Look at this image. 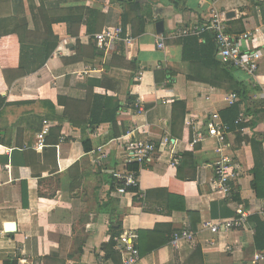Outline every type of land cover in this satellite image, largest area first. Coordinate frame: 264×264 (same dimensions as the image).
<instances>
[{"label": "crops", "instance_id": "1", "mask_svg": "<svg viewBox=\"0 0 264 264\" xmlns=\"http://www.w3.org/2000/svg\"><path fill=\"white\" fill-rule=\"evenodd\" d=\"M128 1L0 0V264L5 259L98 264L102 245L114 233L153 229L159 233L141 237L139 251L157 240L164 245L140 254L136 264H264L255 258L264 257V251L255 247L252 220L258 215L264 222V20L257 5L264 0H141L137 14L146 21L144 32L121 56L115 53L118 45L105 53L93 35L117 24L132 32L135 13L127 19L122 15ZM212 8L234 12L225 22L230 31L241 25L251 32L259 28L248 44L262 54L255 77L212 53L207 31L178 33L201 26ZM160 40L162 49L156 46ZM114 54L125 64L112 66ZM74 57L78 60H69ZM237 84L245 91L243 97L238 94L235 119L221 112L231 106L224 97L235 93ZM87 89L119 99L125 104L120 115L129 119L92 125L86 109H74L70 119L58 97L85 101ZM136 102L139 111L127 107ZM176 102L185 103L184 116L173 110ZM213 113L232 125L226 137L233 153L232 193L239 201L225 199L211 183L214 141L188 146L194 129L207 134ZM45 119L50 131L45 145L36 148ZM132 127H141L135 136L154 140L158 148L152 163L139 170L140 204L133 202L137 194H118L112 176L124 168L117 138ZM164 138L173 144H161ZM84 140L91 150L83 149ZM189 152L198 170L182 189L186 210L198 213L195 231L185 212L167 208L170 180L178 174L172 160ZM180 173L188 176L192 170L183 166ZM238 206L247 214L244 228L213 235L203 227L204 221L226 219ZM9 223L13 230L7 229ZM185 228L195 234L194 241L172 245V232Z\"/></svg>", "mask_w": 264, "mask_h": 264}, {"label": "built area", "instance_id": "2", "mask_svg": "<svg viewBox=\"0 0 264 264\" xmlns=\"http://www.w3.org/2000/svg\"><path fill=\"white\" fill-rule=\"evenodd\" d=\"M225 12H220L216 8H212L208 15V19L200 26L195 27H183L178 29V33L182 36L197 35L199 32H210L213 34V39L217 47V54L220 59L248 74L249 77H255V73L258 69L262 54L258 50H254L250 47L249 41L254 37V33H259V28L256 27L253 32L245 31L237 36L227 32ZM95 45L101 51L108 53L113 51L117 45L124 43L126 46L130 45L134 38L131 36L130 31L125 30L122 25L117 24L115 26L106 27L98 33L93 35ZM157 48L162 49L164 47L163 41L156 43ZM224 101L227 105H233L238 101V95L236 93H230L224 97ZM137 107L136 111L140 110L138 102L135 103ZM242 120L239 117L236 122ZM51 122L48 120L42 121L41 129L36 134V148H42L45 145V140L49 134ZM141 128V127H140ZM139 127H132L125 131L123 135L117 139L121 141L123 145L124 168L119 171L112 172L113 178L121 183V186H117L116 192L118 194H125L126 187L138 188V173L128 170L127 165L136 164L138 171L145 165L151 164L155 154L157 153V144L154 140L143 137L137 138L136 132L140 130ZM227 126L220 120L217 113L211 115V124L207 128V134L203 133L199 129H194L192 138L188 142L190 148L195 147L196 144L210 138L214 141V151L217 153V158L212 163L213 176L211 183L220 190L225 199H231L232 194V178L234 177L233 168V153L232 145L226 137ZM163 145H171L173 141L169 138L161 140ZM99 147L98 150H101ZM105 157V153L100 151L99 159ZM178 159L174 158L172 164L176 165ZM135 194V193H134ZM236 215L231 218L216 220V221H204L203 227L207 229L211 234L216 235L220 231L229 232L232 230H239L247 224V214L242 211L240 206L236 209ZM195 234L189 229H180L173 231L170 236V242L172 245L180 240L193 242ZM109 240L112 241V249L119 259L120 264H136L140 260V253L138 249V233L134 230H125L119 234L111 236ZM209 244L214 245L215 241L209 239ZM230 250V247H227ZM262 255L256 254V259H262ZM20 264H26L25 259L19 260ZM98 264H113L110 260L104 257V252L100 253L98 258Z\"/></svg>", "mask_w": 264, "mask_h": 264}, {"label": "trees", "instance_id": "3", "mask_svg": "<svg viewBox=\"0 0 264 264\" xmlns=\"http://www.w3.org/2000/svg\"><path fill=\"white\" fill-rule=\"evenodd\" d=\"M142 1L141 0H130L127 2V7L125 8V4H124V10H123V18L127 19L128 18V14L130 12L135 13V16L133 17L132 21H131V27H132V32H130L131 36L133 38L141 35L144 32V26H145V19L143 16H140V14L138 15L137 13L140 11V7H141ZM259 6V14L261 15V17L264 20V1L263 2H258L257 4ZM127 21V20H126ZM237 24L241 25V21H238ZM228 33L233 34L235 36L245 32L246 30L244 29V27L238 26V28L234 30H228L226 29ZM209 33V39H207V43L208 46H210L209 50L216 54L217 52V47L216 44L214 42L213 39V34ZM126 45L124 43H120L117 46V51L115 53H119L120 56L126 52L125 49ZM124 58L123 57H118V55H113L112 60H111V64L112 66H119L124 65L125 62L123 61ZM70 61H76L78 60V57H74L72 59H69ZM127 66H131L133 67V69H136V66L134 64V62L128 63L126 62ZM229 65V64H228ZM229 67H233L231 65H229ZM234 68V67H233ZM244 91L245 89L242 86H239L237 84V90H236V94H242V97L244 95ZM4 103V99L1 97L0 95V107L3 105ZM58 104L63 106V108L65 109V114H69L71 115V112L74 111V109H86V114L89 115V123L92 125H99L102 123H110V122H116L118 120H127L129 119L130 116H121L120 115V110L123 109L125 107V104H123L119 99H117L116 97H103V96H98L95 95L91 92V89H87V98L85 101H78V100H74V99H69L66 97H58ZM238 104L234 103L233 105H231L230 107H228L227 109L223 110L221 112L222 115L225 114H233V116L236 119V116L238 115ZM128 108H131L132 110H137V107L135 106V103H131L129 105H127ZM173 110L175 109H180L181 111V116H184L185 114V103L184 102H176L173 104ZM68 115V116H69ZM69 118L71 119V117L69 116ZM236 122V121H235ZM237 123V122H236ZM226 126L228 127V129L230 130L232 128V125L226 121ZM59 128H56V133L55 135L58 137L59 136ZM82 146L83 149L85 151H89L91 150V145L89 143L88 140H84L82 141ZM177 170H178V174L177 177L172 178L170 180V184H169V193H168V201H167V208L169 210H176V211H183L187 214L188 219H189V224L190 227L193 231H195V225L196 223L199 221V217H198V213L196 212H192V211H188L185 208V204H184V196H183V183L185 180H191V179H195L196 177V172L198 170L197 168V162L193 156V152H189V153H182L180 155V157H178V163H177ZM183 166H189L192 170V174L188 175V176H183L181 175L180 171H181V167ZM127 169L128 170H132L136 173H138L139 175V171H138V166L136 164H131V165H127ZM259 171H257V169H254L253 174H254V179L257 176V173ZM264 183V182H263ZM115 186H121V183L116 181ZM253 188L256 191L257 195H258V186H257V179H255L253 181ZM261 186V183H260ZM125 190L127 192H131V193H135L137 195L133 196V202L136 204H140V199H139V188H135V187H126ZM231 200L234 201H239V196L236 195L235 193H232L231 196ZM236 213H232V214H228L229 217H233L235 216ZM193 217H196L195 219H193ZM229 217H225V218H229ZM251 218V217H250ZM249 218V219H250ZM248 219V218H247ZM252 220L255 221L256 225L254 226V243H255V247L256 249H258L259 251H264V222L260 219V217L258 215H254L252 216ZM138 241L141 237L146 236V235H151V234H158V229H153L151 231H138ZM117 233H114L111 236H114ZM167 240H169L167 238ZM112 241L109 240L108 243L103 244L102 245V250L104 251V257L108 260H110L113 264H120L119 263V259L116 256L115 252L112 249ZM164 245V240H157L156 242L153 243V245H151L152 247L149 250L146 251H139L140 254H145V252L150 251L152 248H160L161 246ZM139 249V247H138ZM264 259V257H262ZM261 259V260H263ZM3 264H20L19 261L17 259H5L3 260Z\"/></svg>", "mask_w": 264, "mask_h": 264}, {"label": "water", "instance_id": "4", "mask_svg": "<svg viewBox=\"0 0 264 264\" xmlns=\"http://www.w3.org/2000/svg\"><path fill=\"white\" fill-rule=\"evenodd\" d=\"M232 17H234V12H233V11H229V12H226V13H225V18H226V20H229V19H231ZM162 28H163V23H162V21H158V22L156 23V30H157V32H158V33H161ZM6 227H7V229H9V230H13V229H14V224H13V223H9V224L6 225Z\"/></svg>", "mask_w": 264, "mask_h": 264}]
</instances>
